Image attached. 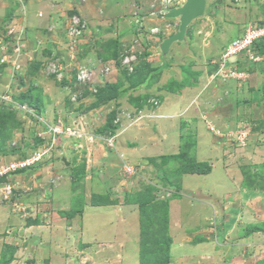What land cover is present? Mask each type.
I'll list each match as a JSON object with an SVG mask.
<instances>
[{
  "label": "rangeland",
  "instance_id": "rangeland-1",
  "mask_svg": "<svg viewBox=\"0 0 264 264\" xmlns=\"http://www.w3.org/2000/svg\"><path fill=\"white\" fill-rule=\"evenodd\" d=\"M93 1L86 2L93 11L83 13L84 47L71 54L62 30L49 27L54 19L36 8L38 3L50 9L46 0H0V56L6 57L0 60V96L11 98L10 104L1 99L0 162L35 152L34 115L47 122L81 116L95 133L114 116L123 122L115 142L124 156L105 159L99 143L79 146L60 137L61 147L42 163L7 176L13 196L0 202V264H264V245L252 247L244 262L238 255L225 260L233 230L264 235V37L236 49L223 74L216 71L227 44L251 24L264 22V0H204L203 13L166 52L160 44L176 32L179 18L164 9L185 0H113L122 6L117 14L106 0ZM115 51L127 56L105 83H76L89 58L100 64V57H115ZM52 55L62 68L59 79L42 73L44 58ZM232 70L231 77L216 75ZM93 86L98 94L89 91ZM70 97L77 98V106L70 105ZM181 97L185 100L168 110H181L178 116L164 110L169 100ZM22 107L33 110L32 117ZM160 107L167 116H152L161 114ZM183 151L184 162L228 165L229 179L186 171L208 166L189 168L171 158L157 170L163 182L158 181L151 162ZM125 162H140V176L128 175ZM166 190L171 196L159 198ZM215 190L220 196L211 204ZM183 204L189 208L182 216L179 210L171 214L173 205ZM92 207L101 210L97 221ZM85 209L92 222L87 237ZM103 210H113L119 219ZM228 210L236 218L225 214ZM173 218L179 220L177 230L170 228ZM96 225L106 228L95 231Z\"/></svg>",
  "mask_w": 264,
  "mask_h": 264
},
{
  "label": "clouds",
  "instance_id": "clouds-1",
  "mask_svg": "<svg viewBox=\"0 0 264 264\" xmlns=\"http://www.w3.org/2000/svg\"><path fill=\"white\" fill-rule=\"evenodd\" d=\"M87 1H89V0H76V1H73V2H76V4H78V5H83L84 3H86ZM90 1H93V0H90ZM77 5H74L73 4V6H68L67 8L65 7L64 8V14H63V17H62V19H59V20H54V22H56V21H58L59 23H60V25H58L57 23H54V22H51L50 23V25H49V27L50 28H53V29H56V31H60V29L62 30V33H63V35H65V44L67 45V43H69V41L71 40V39H73L74 40V43H75V45H74V48H73V53H72V51H70V49H68V53H72V54H77V52H78V50H77V48L79 49V50H82V48L84 47V45H81V42L83 41V40H79L81 37H83L82 36V34H83V28H86L87 26H86V20H85V18L83 17V11L79 8V7H76ZM205 7V6H204ZM172 9V8H171ZM164 10H166V12H168L170 9L169 8H165ZM73 16H77L82 22H83V24H84V26H83V28L81 29V32H80V34H78L77 36H74V37H72V36H70L69 35V33H68V26H69V24H70V20H71V18L73 17ZM64 18V19H63ZM255 24V23H254ZM234 38V37H233ZM84 42V41H83ZM229 44H227V46H228ZM226 46V47H227ZM69 48V47H68ZM226 49V48H225ZM225 51V50H224ZM21 54V53H20ZM19 54V55H20ZM117 55L115 56V57H109V54H106V55H104L103 57H100V59H104V61L103 62H101V60L99 59V62H100V64L96 61V60H98V58H89L88 60H89V62H90V65H88V66H91L93 69H94V71H96V77H94V79L92 80L93 82L95 81V80H98V81H104L103 83H105V80H106V78L108 77V75H110V72H112V69L115 67V64H120V61H121V59H122V56H120L118 53H116ZM222 54H223V52L221 53V55H220V57H221V61H222V63H220L217 67H216V71L218 70V69H220L221 70V72H222V74L224 73V71H226L227 69H230L229 67H232L231 65H229L231 62H232V60H233V56H229L226 60H224L223 61V56H222ZM261 56V55H260ZM1 57V56H0ZM45 61L44 62H46V63H48L49 61H52V60H54L55 59V57H54V55H52V56H46L45 58ZM230 59V60H229ZM43 61L42 62H40V66H41V64H43L44 63ZM228 62V63H227ZM2 63H4V61H2ZM94 63V64H93ZM105 65H110V67H111V69H110V71L108 72V73H105V74H103V73H101L100 72V68L101 67H103V66H105ZM215 71V72H216ZM44 75H46V76H55V74H53V73H50V74H47L46 72H45V70L43 69V72H42ZM66 73V72H65ZM233 73H234V71L232 70L231 71V73L230 74H225V75H222L221 73L220 74H218V73H216V75H220V77H231V76H233ZM67 74V73H66ZM57 79H59L57 76H55ZM104 85V84H103ZM93 88H94V90L95 91H93V89H90L89 91H91V92H93V93H97L98 92V90H97V88L95 87V86H93ZM99 93V92H98ZM97 93V94H98ZM71 101L72 103H70V105L71 106H77L78 104H76L75 102H77V98H74V99H72V97H70V99H68V101ZM11 103V101L9 102V103H7V104H10ZM21 110H24V111H26V114L28 115L27 117H32V115H33V110H29V108H27V107H24V108H22ZM181 111V110H180ZM176 112L175 114H173L174 116H178L181 112ZM161 114H158L157 112L156 113H153V115L152 116H160ZM35 117H37L38 119H39V122H38V130H37V132H36V139H37V143H36V141H35V143H36V149H37V151L39 150V151H41V149H42V146L44 145V144H46V145H50V148H49V150L48 151H46L45 153H43L42 154V156L40 157V159L39 160H37L36 162H34L33 164H31L30 166H28V167H26V168H24V169H22V170H18V171H16V172H12V173H10L8 176H14L16 173H21V172H24L25 170H29V169H31V168H34V167H36L37 165H39L40 163H42L44 160H46V158L47 157H49L50 156V154L53 152V151H55V150H57L58 149V147H61V143H60V137L61 138H63L64 140L65 139H72V140H74V141H76V143L79 141L81 144L79 145V146H81L82 145V142L83 143H85V144H91V145H95L96 143H99V145L100 146H102L104 149H105V151H107V153L108 154H112V153H114V154H112V155H114V157H116V158H119V159H123V153H121V152H119V150L117 149V145H116V142H115V139H116V137L118 136V132H117V130H118V125L119 124H122L123 122H118V120L116 119V117H111V119L109 120V123L111 124L112 123V127L111 128H101V130H97V132L95 133V132H93V130H89L88 129V127H87V124H86V122L81 118V116H79V117H76V116H74L72 119H69L68 118V120H63L62 118H61V116L58 118V119H55V120H53L52 122H47L43 117H38L37 115H34ZM58 120H60L61 122H62V124H64V125H71V126H73V127H76V128H78L79 129V134L78 135H76V134H74V135H65V134H60L59 136H54V140L52 141V135H50V134H45L44 135V137H39V135H38V132L39 131H42V130H45L46 129V125L47 124H53V123H55V122H57ZM122 128H124V129H126L125 127H122ZM113 137L112 139H111V142H109V139H107L108 137ZM82 140V141H81ZM95 142V144H93L92 142ZM76 146V145H75ZM77 147V146H76ZM36 149H34V151H36ZM50 150H51V153H50ZM196 150V152H197V149H195ZM184 152V151H183ZM181 153V152H180ZM30 154H25V155H23V156H19V154H16L15 156H11V158H9V157H7V158H5V159H7L5 162H9V161H14V160H18V159H20V158H24V157H26V156H29ZM53 155V154H52ZM169 155H171V154H169ZM172 155H175V157H176V159H174V160H178V159H182V162H184V161H188L187 160V154H186V152H184V154H179V152H174V153H172ZM178 156H180L181 158H179ZM184 157H186L185 159H184ZM90 158V157H89ZM62 159H63V157H61L60 156V160L62 161ZM232 159V158H231ZM50 160V159H49ZM227 160V159H226ZM146 161V163L148 164V161L147 160H145ZM225 163V162H224ZM208 165V164H207ZM141 166H142V164L140 163V162H136V163H134V162H129V163H126L125 162V164H124V170H125V172L126 173H128V175H134V174H136L137 176H140L139 175V173H138V171L140 170L139 168H141ZM151 167H152V169L154 170V166L151 164L150 165ZM209 167H210V170L208 171V172H204L203 174H205V175H207V174H209V173H211V172H215V173H217V175L219 176L220 174H224L227 178H228V174L226 175V172H225V168H226V166H228V165H222L221 163H220V161L218 160H215V162H214V164H211V165H208ZM156 167V166H155ZM157 169H156V171H155V177H157L156 179L158 180V181H162L161 179H159V177H158V174H157V170H160V169H158V167H156ZM161 169H163L164 170V165L161 167ZM198 173H200V172H198ZM185 175V174H184ZM11 176V177H12ZM217 176V177H218ZM4 179H6V178H3V180ZM141 179H145V180H147L146 178H141ZM183 179H185V178H183ZM183 179H182V181H183ZM217 179V178H216ZM229 179V178H228ZM7 181L9 182V180H8V178H7ZM151 181V180H150ZM149 181V182H150ZM149 182H147L146 184L147 185H149L148 183ZM163 182V181H162ZM183 183H184V181H183ZM150 184H152V183H150ZM157 185H158V187H162V185L158 182L157 183ZM156 185V186H157ZM218 191L219 190H215V192H214V194H211V195H213V197H211V195H210V203L211 204H213L212 203V198L214 199V197L216 196H220V194H218ZM171 194H172V192L171 191H169V190H166V191H164V193L163 194H160L159 195V198H161V199H165V198H169V196H171ZM207 194H208V192H207ZM13 196V191H12V195H11V197ZM10 197V198H11ZM214 200H216V199H214ZM4 201H6V200H3V201H0V202H4ZM219 201H221V198H220V200ZM218 201V202H219ZM224 211V210H223ZM225 214H226V212H225ZM168 216H169V214H168ZM217 222H219V218L216 220ZM214 225H215V223H213Z\"/></svg>",
  "mask_w": 264,
  "mask_h": 264
},
{
  "label": "built area",
  "instance_id": "built-area-1",
  "mask_svg": "<svg viewBox=\"0 0 264 264\" xmlns=\"http://www.w3.org/2000/svg\"><path fill=\"white\" fill-rule=\"evenodd\" d=\"M83 26H84L83 22L77 16H73L71 18L70 24L68 26L69 35L72 37L77 36L78 34H80ZM245 30L246 31H244V33L240 37L234 38L232 40V42L230 43V45H228L226 47L225 51L222 54L223 61L226 60L229 56H232V54L236 53L237 52L236 49L243 50L246 47L250 46L254 41H257V40L261 39L262 37H264V22L257 23V24H251ZM16 43H17V46L15 47V50H13V52L15 53L16 56H18L21 53V51L18 48L19 47V41L17 40ZM67 45H68L70 51H72L74 48V45H75L74 40L71 39L69 41V43H67ZM126 56H127V54H124L122 56L121 61H124L123 59ZM5 59H6L5 56L0 57L1 61H5ZM70 59L73 60L74 56L70 55ZM51 65H52V68H50ZM59 67H60V62L58 60L54 59V60L49 61L47 63V66L45 68V72L47 74L53 73V74H55V76H57L59 78L62 75V73H60L62 68L59 69ZM110 69H111L110 65H105V66L100 68V72L105 74V73H108L110 71ZM94 77H96V71H94V69L91 66H86L81 70L79 68L78 72L76 73V83L84 84V85L90 84L92 82V80L94 79ZM92 89H93V91H95L94 88H92ZM3 96H0V106L2 105L1 99H3L4 101L7 100V103H9L11 101V98L8 95H7L6 99ZM72 99H74V98L72 97ZM22 108H24V107H22ZM45 134L52 135L53 136L52 141H53L54 136H59L60 134H65V135L76 134V135H78L79 129L76 127H73L71 125H64V124H62V122L60 120H58L57 122H55L53 124H47L45 130L38 132L39 137H44ZM112 138L113 137L110 136L107 139H109V142H111ZM49 148H50V145L44 144L42 146L41 151H39V150L35 151L33 154H30L29 156H26L24 158H20L18 160H14V161H9V162H4V163L0 162V201L10 199V197L12 195V186L8 183L7 176L12 172L22 170V169L30 166L34 162H36L37 160L40 159V157L42 156L43 153H45L46 151L49 150ZM3 178H6V179L3 180Z\"/></svg>",
  "mask_w": 264,
  "mask_h": 264
},
{
  "label": "crops",
  "instance_id": "crops-1",
  "mask_svg": "<svg viewBox=\"0 0 264 264\" xmlns=\"http://www.w3.org/2000/svg\"><path fill=\"white\" fill-rule=\"evenodd\" d=\"M49 4V8L50 9H48L47 7H41V6H39V4L38 3H36V8L40 11V12H42V14L43 13H45V12H48V18H50V19H54V20H57L58 18H60L59 16H63V14H64V8L65 7H68V6H73V4L74 5H77L76 7H79L82 11H83V13L85 14V15H87L86 13L87 12H90V11H93L92 10V7H91V4L94 2V1H92V3H84L83 5H78V4H76V2H73V1H76V0H58V1H55V4H52L51 2H50V0H46ZM103 1V0H102ZM217 2H219V0H216ZM115 2V1H114ZM113 2V0H108V2H107V0H106V3L107 4H109L110 3V6H112V8L114 9L115 8V10H114V13L115 14H117L118 12H119V9L118 8H120L121 7V9H122V6L121 5H119V4H115ZM52 4V5H51ZM51 5V6H50ZM120 6V7H119ZM37 10V11H38ZM43 10V11H42ZM39 17V16H38ZM38 17H36V21H38V20H41V22H43V20H42V18H38ZM42 17V16H41ZM89 18V17H88ZM49 23H51V22H49ZM55 23H57L58 25H60V23L58 22V21H56ZM185 100V97H181L179 100H169L166 104H165V107H164V110L165 111H167L168 112V110H171V109H169V107H172L173 106V108L175 107V103H174V101H179V102H182V101H184ZM162 107V106H161ZM161 107L159 108V113H161V115H164V116H167V113H165L164 111H162V112H160V109H161ZM172 112V111H171ZM171 112H168V113H171ZM176 113V111H173L172 112V115L173 114H175ZM171 116V115H170ZM101 154L102 155H104V156H106V158L105 159H108L109 157V154L107 153V151H105L104 149H103V151L101 152ZM108 155V156H107ZM112 157H114V155H112ZM55 159H57V157L55 158ZM60 159V158H59ZM55 160H53V161H51V163H50V166H51V164L54 162ZM57 201L59 202L60 200H58L57 199ZM57 204V203H56ZM177 207L176 205H173V207H171L172 208V211H171V214L173 213V210H179V213H180V215L181 214H183L185 211H187L188 210V208H189V205L187 206L186 204H183V207H185V208H182V209H177V208H175V207ZM89 207H86V209H88ZM86 209H85V211L84 212H81L83 215H82V217H83V229H84V231H85V233H84V235H85V237H87V235H86V233L88 232V230H90L89 229V226L91 225V223L92 222H90V220H87L86 219ZM93 211H95V215H93V217H95L94 219L97 221V218H96V214H98V213H100L101 212V210L100 211H98L97 210V208L96 207H92L91 208ZM229 209V208H228ZM104 212L103 213H105V216L107 217V216H109V215H115L116 216V218L117 219H119L118 218V215H117V213H115L113 210L110 212V213H106V210H103ZM228 212L229 213H227L226 212V214H229V216L231 215L233 218H236V213H234V212H230L229 210H228ZM134 216H135V213L133 212L132 213ZM170 214V217H172V215ZM188 215H191V213H188ZM196 215H197V213H196ZM182 216V215H181ZM74 217H76V216H74ZM178 218H179V215H178ZM178 219L177 220H175L174 218L171 220V222H170V228L171 229H178ZM63 222V221H62ZM117 222V221H116ZM116 222L113 224V228H112V230L109 232V233H113L114 231H115V225H116ZM110 223V222H109ZM100 228H106V227H104V226H101V225H96V230L95 231H97V229H100ZM109 228H110V225H109ZM111 229V228H110ZM138 231V230H137ZM90 233H91V231H89ZM64 233H65V231H64ZM223 233V232H222ZM257 234H251L250 232H249V234L248 233H238L237 231H235V230H233V232H232V235L233 236H235V241H232V243H227L226 245H228V247H230L231 248V251L228 253L229 255L228 256H225V260H230V259H232V257H234L235 255H238V256H240L241 257V259H243V262L245 261L244 260V258H246V256H247V254L248 253H250V252H252L254 249H256V247H257V245H264V235H260V234H262L263 232H261V231H258V232H256ZM66 234V233H65ZM110 235V234H109ZM256 235H259V237H256ZM254 240V241H253ZM261 240H263V241H261ZM252 247L254 248V249H252ZM247 249V251H245ZM250 249H252V250H250ZM257 255V254H256ZM198 256H200V255H198Z\"/></svg>",
  "mask_w": 264,
  "mask_h": 264
},
{
  "label": "water",
  "instance_id": "water-1",
  "mask_svg": "<svg viewBox=\"0 0 264 264\" xmlns=\"http://www.w3.org/2000/svg\"><path fill=\"white\" fill-rule=\"evenodd\" d=\"M203 8L204 0H185L181 6L172 8L167 12V16L179 18V25L176 32L162 40L160 44L162 52H166L171 42L183 38L187 24L192 19L201 15Z\"/></svg>",
  "mask_w": 264,
  "mask_h": 264
},
{
  "label": "trees",
  "instance_id": "trees-1",
  "mask_svg": "<svg viewBox=\"0 0 264 264\" xmlns=\"http://www.w3.org/2000/svg\"><path fill=\"white\" fill-rule=\"evenodd\" d=\"M118 51H115V53H117ZM0 119H1V115H0ZM110 127H112V123L110 124V123H107L106 125H105V128H110ZM179 154H184V152H181V153H179ZM179 158H181L180 156H178ZM176 159V157H175V155H167V156H164L163 158H161L160 159V161H152L151 163H152V165L153 166H156V167H158V169H161V167L165 164V163H167V161L169 160V159ZM181 165H187L189 168H195V167H193L194 165L195 166H198V165H204V166H208L207 164H197V163H194V162H192V164L191 163H189V162H182V164ZM198 170H194V169H185L186 171H196V172H200V173H204V172H208L209 170H210V167L208 166V167H205L204 169L203 168H197ZM143 206V204L140 206V208Z\"/></svg>",
  "mask_w": 264,
  "mask_h": 264
}]
</instances>
